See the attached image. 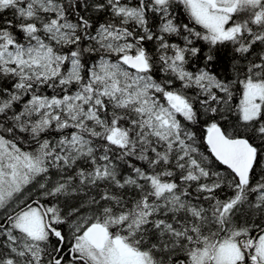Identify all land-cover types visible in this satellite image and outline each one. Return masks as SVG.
<instances>
[{
  "label": "snow or ice",
  "instance_id": "obj_1",
  "mask_svg": "<svg viewBox=\"0 0 264 264\" xmlns=\"http://www.w3.org/2000/svg\"><path fill=\"white\" fill-rule=\"evenodd\" d=\"M0 264H264V0H0Z\"/></svg>",
  "mask_w": 264,
  "mask_h": 264
}]
</instances>
